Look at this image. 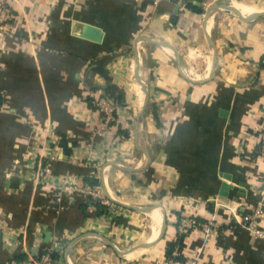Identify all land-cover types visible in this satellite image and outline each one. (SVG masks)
<instances>
[{"label":"crops","instance_id":"1","mask_svg":"<svg viewBox=\"0 0 264 264\" xmlns=\"http://www.w3.org/2000/svg\"><path fill=\"white\" fill-rule=\"evenodd\" d=\"M203 2L13 0L15 28L0 31V264L55 243L50 264H168L184 209L222 225L207 264H264V238L233 220L264 181V14L229 7L251 18L264 0ZM100 95L120 106L107 131ZM50 153L56 176L95 179L124 212L82 192L57 211L40 183Z\"/></svg>","mask_w":264,"mask_h":264},{"label":"built area","instance_id":"2","mask_svg":"<svg viewBox=\"0 0 264 264\" xmlns=\"http://www.w3.org/2000/svg\"><path fill=\"white\" fill-rule=\"evenodd\" d=\"M159 0H155L157 3ZM223 0H204L203 4L206 7H212L218 3H222ZM17 16L13 7V0H0V31L3 35H9L13 32L10 28L14 23H17ZM10 21L13 24H10ZM9 26V27H7ZM92 105L97 108L103 115V122L99 131H107L112 125L119 123L117 117H115V111L120 108L118 104L113 102L107 95H100L94 97ZM261 155H264V140L262 143ZM47 158V164L44 165L45 176L41 179L42 185H48V193L51 195L54 192V198L57 201V211H61L67 205V202H71L75 199L77 192H82L90 195L93 204L96 206L106 205L108 206V212L116 215L122 214L124 211L121 207L112 199L104 194L100 185L89 182L88 180H82L80 178H73L69 176L67 178L59 177L54 174L52 161L55 160L56 155L50 153ZM260 199L256 205L250 207V211L235 213L233 220L236 226L246 229L251 232L257 239L264 238V181L260 189ZM246 207V206H245ZM180 216L178 215V229L179 234L185 235V246L182 250L184 260H176L174 258L166 260L168 264H207V247L212 235L218 232V228L221 227V223L218 222L216 215L207 218L205 221L198 217L197 213L190 214L188 211L180 210ZM203 233L199 238H196L197 233ZM178 234V236H179ZM178 237H176L177 240ZM41 244V243H40ZM197 244V245H196ZM28 252V257L23 262H17L15 264H50L56 263L63 255V250L58 243L41 246L38 254L34 255L32 252ZM55 254L58 256L56 257ZM176 250L174 255H178Z\"/></svg>","mask_w":264,"mask_h":264},{"label":"trees","instance_id":"3","mask_svg":"<svg viewBox=\"0 0 264 264\" xmlns=\"http://www.w3.org/2000/svg\"><path fill=\"white\" fill-rule=\"evenodd\" d=\"M91 181H92V183L93 182L96 183V180L95 179L94 180L92 179ZM98 207H100L101 212L108 211V207L106 205H99ZM184 246H185V235L179 234L177 240H172V241H169L168 242V244H167V252H166V255L167 256L166 257H168V259L174 258L176 260H181V261L184 260V257H183V255L181 253L182 250H183V248H184ZM176 250H178V252H179L178 255H174V252ZM55 256L57 257L58 255L55 254Z\"/></svg>","mask_w":264,"mask_h":264},{"label":"water","instance_id":"4","mask_svg":"<svg viewBox=\"0 0 264 264\" xmlns=\"http://www.w3.org/2000/svg\"><path fill=\"white\" fill-rule=\"evenodd\" d=\"M229 7L232 8L233 10H235L236 12H238V13H239V14H240L245 20H252V19H254V18H256V17H258V16L264 14V13H258V14L254 15V16L251 17V18H246V17L243 16L242 11H240L237 7H235V6H229ZM216 58H217V57H216ZM149 96H150V93L148 92L147 99H146V104L148 103ZM0 101H1V94H0ZM107 194H108V193H107ZM113 200H114V199H113ZM114 201H115V202H119V201H117V200H114ZM119 203H121V202H119ZM121 204H123V203H121ZM166 225H167V219H166V220L164 221V223H163L161 237H162L163 232H164V230H165V228H166Z\"/></svg>","mask_w":264,"mask_h":264}]
</instances>
